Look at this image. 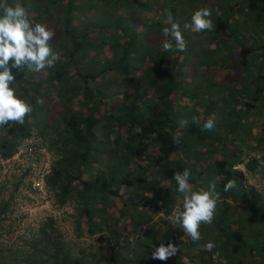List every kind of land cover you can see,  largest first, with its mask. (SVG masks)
<instances>
[{
    "label": "trees",
    "instance_id": "obj_1",
    "mask_svg": "<svg viewBox=\"0 0 264 264\" xmlns=\"http://www.w3.org/2000/svg\"><path fill=\"white\" fill-rule=\"evenodd\" d=\"M60 1L43 0L40 7L32 1L35 5V8L33 5L32 20L42 23L41 18L44 15L50 16L49 13L53 14L55 9L59 10ZM156 1L158 0H88L87 2L85 0H62L66 5L62 8L65 10L62 18L63 24L70 19L68 14L76 10L96 12L98 3L103 7L111 3L112 10L119 11L120 16L116 14L110 18L111 14L104 8L99 14V20H102H98L100 23H97V28L91 29L84 25L76 33L74 28L70 29L67 24L64 25L62 33L67 41L59 43L54 40L52 48L53 51L59 53L60 57L68 59L67 66L58 62L52 71L46 68L35 74L27 68L13 70L16 79L11 86L17 89L15 95L24 101L30 97L31 101L28 103L31 106L34 97L45 94L47 87L57 92L60 99L59 104L63 108L62 111H65L64 114L61 113L63 129L56 132L52 126L53 122L44 131L26 121L22 125L9 122L0 126V131H4L0 134V150L2 154L9 155L16 141L29 132L44 137L48 142L49 133L55 131L54 138L47 144L56 155V159L52 163L46 184L53 191L54 199L58 204L65 200L73 202L74 209L70 216V226L74 238L64 240L57 237L49 223L42 224L32 239L20 240L19 244L11 239L10 232H6L5 237L12 246L0 241V264H16L17 262L18 264H160V262L171 264V258L168 261H159L152 260L150 255L146 257L145 253L148 250L152 251V248L141 245L139 241L141 236H144L142 234H145L146 227H142L146 224L144 221L154 226V235L144 236V239H148L151 244L155 240L154 244L159 245L160 242L156 241L157 234L165 244L168 242L175 244L178 239H180L179 246H183L188 241L190 245L194 244L185 247L184 250L185 255L190 256L189 260L197 261L196 264L209 261L204 262L199 259L204 254L210 259L213 253L215 257L222 253L226 254V258L228 253L235 254L237 251L242 252V256L247 258V264H251L254 260V253L259 256L257 258L259 264H264V241L259 244L256 252H253L251 245L245 246V238L252 237L248 228L240 230L239 227H235L226 231L216 226V230H222L219 235L217 234L220 240L212 241L216 247L203 254L201 240L192 241L183 229L172 221L174 220L172 212L178 206V200L182 201V195L177 191L178 186L174 180V173L189 170V167L191 169L189 182L194 189L202 182L201 188L204 189H207L211 182H215L220 199H228L235 205L251 199L248 205L253 212L257 206L256 199L258 202L260 195L264 197V193L259 194L256 188L247 182L248 177L259 178L264 182V168L259 166L260 160H264V89L257 82L264 76L256 77L255 75L257 61L253 53L264 42V0H213L214 3L208 5L212 13L213 30L193 32L196 35L202 34L209 46H214V50L218 49L221 56L229 59V64H226L227 59H224L223 64L225 65L221 66L228 71L229 75L233 72L234 82H237L235 84L237 92L234 95L236 98L230 105L229 101H225L222 97L223 105L218 108L215 116L221 117L219 119L222 122L225 119L224 111L236 105L237 109L230 110L227 118L231 119V114L232 119H236L235 123L242 121L249 123L238 129V125H234L231 121L230 125H223L221 132L213 131L212 133L202 130L203 119L192 122L188 118H183L182 123L181 120L178 121V115L168 100V92L164 93L161 90L163 93L158 96L147 95L146 89L149 91L152 85L138 80L142 79L141 74L146 72L148 64L140 65L139 69H135L131 64L133 61L127 60L132 57L143 62L140 43L147 40L150 25V19L143 12L148 13L150 9H154L151 3ZM161 1L166 2L167 0ZM207 1L209 0H200L203 3ZM35 2L40 3L41 1L35 0ZM171 4L174 7V2ZM130 6L141 12L139 19L142 17L140 20L142 23L140 25L130 23L132 14H134ZM170 10L166 5L160 6L155 10L157 16L153 15L150 20L160 27L158 40L161 45L164 39L163 29L171 28L172 22H177L182 27V21L185 20L181 14L170 12ZM192 13L188 14L190 19ZM60 15L58 13V16ZM233 21L235 24L241 22L236 24V28L243 30L244 35L238 29L231 27ZM104 27L110 30L107 32L109 39L104 36V32L102 33L101 29ZM226 27L227 30H225ZM94 30H98L96 32L101 35V39H94V42H91L88 35ZM138 30L140 31L137 32ZM259 33H263V37H259L256 42L253 35H259ZM94 43H97L98 48L102 50L106 48L109 54L100 51L102 53L97 57L101 68L92 72L90 64L95 60L91 59L88 53ZM228 47H231L232 51H229ZM171 52L162 48L161 51L158 50L157 55L150 57L153 68L157 72H162L163 77L170 80H172L171 73L178 70V55L171 54ZM234 56L237 58L234 59ZM150 60L147 59V61ZM249 66L255 68L252 76L251 74L250 76H237L238 72L246 74L243 69H248ZM71 69L81 85H65L69 80L68 75ZM108 74L109 76H106ZM115 75L120 76L117 82L119 85L115 84L118 87L112 88L106 85L108 88H102L101 80L111 77V82H113ZM250 77L254 84L243 85ZM132 82L136 86L133 91L126 94L120 91L119 87H128ZM154 87L151 89L152 92ZM116 93L119 94L120 99L114 97ZM123 94L124 97H121ZM74 98H78L75 103L72 102ZM108 100L114 103L109 109L106 107ZM73 105L74 109L71 108ZM210 108H212L211 103H208L205 108L207 116L211 113ZM235 129L236 132H234ZM177 131L182 133V139L179 144H174L173 136ZM243 132L247 133L245 137L250 141L239 142L238 134H243ZM187 140L206 147L200 152V157L192 159L193 164L189 167L185 163L187 157L180 152ZM250 151H252L251 156H249ZM175 155L177 158L174 157ZM240 164L244 170L233 168L234 165ZM199 165L202 167L197 168ZM93 167H98L99 171L93 172ZM206 170L211 172L207 173ZM114 175L117 176L115 180ZM229 179L236 180L238 188L224 192L223 186ZM4 184L5 182L0 185V226L4 218L1 215L7 211L9 201L12 199ZM126 204H131L132 210L140 206L145 210H151L153 214L145 213L147 218L142 217L143 221H140L139 215L130 213V208L124 210ZM112 213L116 216L113 220ZM257 213L264 218L262 211L257 209ZM122 214L129 219L127 232L121 229L123 227L119 220ZM9 225L10 223L7 226ZM82 236L87 237L84 238L86 242L82 240L81 243ZM229 241L232 243L230 244ZM195 245L200 252H195L193 249L188 250ZM141 251L146 252L143 253L139 262H135L132 259L133 252L138 256ZM69 253L72 258L68 257ZM185 255L181 257L184 258ZM181 257L177 256L179 260L174 264H183ZM212 263L213 261L207 264Z\"/></svg>",
    "mask_w": 264,
    "mask_h": 264
},
{
    "label": "rangeland",
    "instance_id": "obj_2",
    "mask_svg": "<svg viewBox=\"0 0 264 264\" xmlns=\"http://www.w3.org/2000/svg\"><path fill=\"white\" fill-rule=\"evenodd\" d=\"M40 5L42 4L43 0H40L41 2H35V0H7V3L9 6H15L16 4H21L26 11L29 14L30 19L33 18L34 15V10H33V3ZM88 0H85V2H87ZM147 1V0H146ZM161 0H158L156 2L151 3L153 7H155L154 9H150L151 11L146 13L143 12V14L145 13V16L147 18H149L151 20L152 16H157V13L155 12V10H157L158 8H160V6H165L168 7L170 10V12L173 11V13H178L182 15V18H185V20L182 21V23L184 24L185 22H190V18L188 17V14L190 12H194L195 10H197L198 8H208V5L210 3H214L213 0H209L205 3L200 2V0H167L166 2H160ZM170 2V3H169ZM171 2H174V7L171 4ZM175 3H178V5H175ZM224 4H226L223 1ZM60 6H59V10L55 9L54 13L51 14L49 13L50 16H43L42 19V23L43 24H47L49 27L54 28L55 31L57 32L56 38L54 40H56L57 42L61 43L66 40V36L62 33V29L63 26L67 24L68 27H70V29L74 28L75 32L77 33L79 30H81L83 28L84 25H87L88 27H90L91 29L93 27L97 26V23H100L99 21V14L101 12V10H103L104 8L108 10L110 15V18H113L116 14L119 15V11L112 10V6L111 3L106 4V7L101 6V4L98 3V7H97V11L96 12H92V11H79L76 10L74 13L71 12L69 15V20L68 22H66V24L62 23V18H63V12L65 11L62 8H65V3L62 2V0L59 2ZM159 4V5H158ZM129 7V5L127 6ZM132 8V6H130ZM177 7V9L175 8ZM35 8V5H34ZM61 8V9H60ZM195 9V10H194ZM132 11H134V14L131 22L130 23H137V24H141L142 22H140L141 18L139 19V15L141 14V12L139 10H136L135 7H133L131 9ZM175 11V12H174ZM62 13V15L58 16ZM56 13V14H55ZM120 16V15H119ZM102 17V16H101ZM176 17V14H175ZM177 18V17H176ZM99 20V21H98ZM149 20V34L147 37V40L142 41L140 43V52L141 55L143 54V62L139 61V60H135L132 57L127 58L128 61H133L131 64L133 65V67L135 69H139L140 65H147L148 64V68L146 70V72L144 71L141 74L142 79H139L138 81L143 82L145 84H150L152 86H150V90L147 91L146 89V93L147 95H151V96H158L160 94H162L164 91V93L168 92L169 96H168V100L170 103H172V107L174 108V111L177 113L178 118L181 123L183 122V118H188L189 120H192V122L195 121H199L201 119L204 120V122L211 118L214 120L215 122V128L213 131L215 132H221V128L223 129L224 126L230 125L233 121L234 125H238V129L240 127V129L246 126V124H249L244 121H242L241 123H235L236 119H232V116L230 114V118L228 119L227 116L229 115V111L233 110V109H237L236 105L235 106H228V108L230 107V110L227 109L225 110V115H223V117L225 118L222 122L219 118H217L215 115L217 113L218 108L222 107L223 105V101H222V97H224L225 101H229L228 104L231 105L233 99H235L236 97H234L235 93L237 92L236 86L234 81L235 79L232 77L234 76V73L232 72V74L229 75L228 71H226L224 68H222V64L224 61V59H227V61L225 62L226 64H229V59L225 58L224 56H221L220 53L217 50H214V46L212 47V45L209 46V43L205 40L204 36L202 34L200 35H196L193 34V32H189V31H184L183 30V26L181 27V31L182 34L184 35L186 44H187V48L185 51H179L178 49H176L175 47V41L172 40V44H173V50L171 52V54H177L178 55V70L174 73H171L172 76V80L167 79L166 77H163V73L161 72H157L153 67V65H151L152 60H150V57L157 55L156 53H158V50L161 51L162 47H161V42L158 40L160 37H158L159 32H160V27L156 26L155 23H152ZM241 22H237L236 24H239ZM233 26H231L234 29H238L236 28V24L235 21L232 22ZM97 28V27H96ZM105 28V27H104ZM102 28V33L104 34V36H106L107 39V32L110 31L107 27L104 29ZM228 28L226 27L225 30H227ZM240 32H242V34L244 35V31L238 29ZM237 30V31H238ZM96 31L98 30H94V32H92L90 35H88L89 41L94 42V39L100 40L101 39V35H99V33H97ZM140 30H138L137 32H139ZM236 32V30H234ZM233 32V33H235ZM232 33V32H231ZM139 39V37H138ZM104 40L106 41V39L104 38ZM123 40V39H121ZM108 41V40H107ZM56 42V43H57ZM55 43V42H54ZM101 44V42L99 43ZM95 45V46H94ZM94 45L92 47H90L89 49V56L91 57V59H94V63H91V67L90 70L92 72L97 71L98 69L101 68V64L98 61V57L99 54H101L102 52L100 51H104L107 53L106 48L105 49H101L98 48L97 43H94ZM229 51H232L231 47H228ZM95 52V53H94ZM140 55V56H141ZM236 56H234L233 58H235ZM88 58L86 57V60ZM147 59H149L150 61H147ZM68 61L67 58L63 59V57H60V60L58 62H60V64L62 65H66V62ZM57 62V63H58ZM131 65V66H132ZM225 65V64H223ZM67 66V65H66ZM166 66L168 67V64H166ZM224 67V66H223ZM49 69V68H48ZM54 68L49 69V71H52ZM88 69V67H87ZM255 68L249 66L248 69L245 68L243 69V71L246 74H241L240 72H238L237 76H241V75H247L250 76L249 74H251V76L253 75V70ZM242 70V69H241ZM249 70L251 72H249ZM256 72H260V70H264V58L261 62H257V66H256ZM42 72V71H41ZM35 74V72L33 73ZM136 74H138V72H136ZM140 74V73H139ZM69 76V80H67L65 85L68 86H74V85H81V82L78 81L77 77H75V75L73 74V70H70V74ZM106 76H109L106 75ZM165 76V75H164ZM227 76V77H225ZM112 77V75H111ZM111 77L110 78H105L101 80L100 85L102 86V88H108L106 87V85H108L109 87H118L115 84L119 85L117 82L119 81L120 76L118 77L117 75L113 76V82H111ZM118 78V79H115ZM253 84L252 78L250 77L246 83L244 84ZM259 85H264V78L259 79L258 81ZM154 84V85H153ZM234 84V85H233ZM255 84H257V82L255 81ZM99 85V86H100ZM258 85V84H257ZM123 87V85H121ZM156 90H155V87ZM136 86L134 85V82H132V84L128 87H119L121 90L120 91H124V93H128L133 91V88H135ZM152 87H154V91L152 92ZM249 87V86H248ZM14 91L16 94L17 89L15 87ZM101 88V87H100ZM238 88V87H237ZM249 89V88H247ZM162 90V91H161ZM105 92H107L106 89H104ZM45 94H39L36 95L33 99V104H32V110L33 112L29 113L27 115V119L25 120L26 122H28V124L34 126L37 129H40L41 131H44L45 129L49 128V124L52 123V126H54V130H56V132L61 131L63 129V121H62V115L61 113L64 114L65 111H62L63 108L62 106L59 104L60 103V99L58 98L57 92H53V90L51 88H46V91L44 92ZM117 95L114 94V97L117 99H120L119 94L116 93ZM124 97V94L121 95V97ZM20 98V97H19ZM29 99V100H28ZM78 98H74L72 100V102L75 103V101ZM37 100H41L43 101V103H37ZM31 101L30 97H27L25 99V102H29ZM49 103V105H47ZM208 103H211V107L210 108V114H208L205 111V108L207 107ZM226 103V102H225ZM113 101L112 100H108V102L106 103V107L109 109L113 107ZM226 103V105H228ZM47 105V106H45ZM72 109H74V105L71 107ZM102 109V108H100ZM65 110V108H64ZM228 112V113H226ZM203 124V123H202ZM224 125V126H223ZM237 129V131H238ZM204 130V129H202ZM206 131V130H204ZM211 131V133L213 132ZM249 131V129H248ZM55 132V131H54ZM49 133V137H48V142L49 140L51 141L54 138L53 133ZM208 132V131H207ZM236 132V129L235 131ZM4 131L1 130L0 134H3ZM245 132H243V134L239 133V142L240 143H245L247 140L250 141V139L245 137ZM188 141V140H187ZM47 142V144H48ZM248 143V142H247ZM153 149L156 150V148L154 146H152ZM150 152V149H149ZM252 151H250L249 156H251ZM192 156V155H191ZM188 156L189 158H187V160H185L186 166L189 167V165H192L193 163V157ZM191 161V162H190ZM193 167V166H191ZM118 169V167H116ZM196 168V167H194ZM193 168V169H194ZM241 168V166H240ZM93 172L99 171L98 167H93L92 169ZM189 171H191L190 167H189ZM207 173H210L211 171L206 170ZM119 173V171H118ZM117 173V174H118ZM122 174H124V172H122ZM116 175V174H115ZM114 175V180L117 178V176ZM202 180V178H201ZM249 182L253 183V179L250 177L249 178ZM200 182L198 181V184ZM203 184V182H202ZM202 184L198 185L196 189H200ZM255 185H256V192H258L259 194L264 193V182L263 181H259L256 182L255 181ZM135 194V193H134ZM239 197V194H238ZM240 198V197H239ZM241 199V198H240ZM251 200V199H250ZM250 200L247 202L242 201L241 203H239L237 206L235 204H232L230 200L228 199H220L217 203V207L215 211H218V213H214V219L212 221L211 224H201L199 231L201 233V252L204 254L205 253V249L204 246L207 242L209 241H218L220 240L218 238V235L221 231L216 230V226L222 227L224 230L226 229H234L235 227H239L240 230H243V228H248V231L250 234H252L250 238H245L246 239V244L245 246L249 247L250 245L252 246V248L254 249L253 252H256L257 248L259 247V244L264 241V218L262 216H260L257 213V209L259 211L263 212L264 215V202H262V200H264L263 195L259 196V200L257 202V199L255 201V204L257 206H255L254 208V212L251 210V207L248 205V203L250 202ZM179 203L178 205L181 204V200H178ZM177 201V202H178ZM131 204H126V207H124V210H128L130 208ZM112 207V206H110ZM134 208V207H133ZM130 213L132 215H139L138 219L140 221H143L142 217H145V213L147 214H153L151 213V210H145L142 207H136L134 208V210H132V207L130 208ZM220 211H224V213L220 212ZM136 212V213H135ZM134 213V214H133ZM220 214V215H218ZM159 215V214H157ZM115 213L111 214V218L113 220V218H115ZM140 217V218H139ZM147 218V216L145 217ZM122 224L121 228L122 230H125V232H127V228L129 227V219L128 217L122 214V216H120V220H119ZM173 222H175L174 220H172ZM241 221V222H240ZM146 224L144 226H142L143 228L146 227L145 230V234H142L144 236H149V235H154L155 231H154V226H150L151 223H148L146 221H144ZM120 227H118V230H120ZM218 234V235H217ZM144 236H141V238L139 239L141 245L146 246V247H151L152 245H156L155 240L154 243L151 244L150 241H148V239H144ZM84 237L82 236L81 239V243L82 240L84 241ZM154 238V237H153ZM156 241L157 242H161L162 239L159 236V234L156 235ZM180 239H178L175 244H177V246L179 247L180 251L177 253L178 258L181 257V255H185L186 251L184 250V248L188 247L190 245V242H181V243H185L183 244V246H179V242ZM148 243V244H147ZM229 243L231 244L232 242L229 241ZM151 244V245H150ZM194 245V244H192ZM190 245V246H192ZM21 246V245H20ZM24 246V245H23ZM218 247V246H217ZM25 248V247H24ZM193 249L195 252H198L199 250L197 249V245H195V247L193 248H189L188 250ZM217 249V248H216ZM151 250H148V252L146 251H141V253L137 256V253L135 254V252H133V260H135V262H139L141 260V258L143 257V253H145L146 257L148 255L151 254L150 252ZM200 252V251H199ZM197 254V253H195ZM177 256L175 258H171L170 263L174 264V262H178V258ZM187 256V257H186ZM226 254H222L219 253V255H216L215 257V253L212 254V257L206 258L207 256L204 254V256L199 257V259L201 261L206 262L205 260H209L208 262L204 263H210L211 261H213L212 264H247V258H244L242 256V252L237 251L235 254L232 253H228V256L225 258ZM69 258H72L70 256V253L68 255ZM181 263L183 264H196L195 261L193 260H189L190 256L185 255V257H181ZM254 260L251 261V264H259L257 258H259V256H257L254 253ZM228 260V262H226ZM20 261V260H18ZM219 262V263H218ZM10 263V262H9ZM18 264V262L16 263ZM144 264V263H142ZM161 264V262H160ZM168 264V263H167ZM261 264V263H260Z\"/></svg>",
    "mask_w": 264,
    "mask_h": 264
},
{
    "label": "clouds",
    "instance_id": "obj_3",
    "mask_svg": "<svg viewBox=\"0 0 264 264\" xmlns=\"http://www.w3.org/2000/svg\"><path fill=\"white\" fill-rule=\"evenodd\" d=\"M209 8L195 10L190 22L183 24V30L200 33L211 31L214 28ZM164 39L162 48L172 51V40L179 51H185L187 44L181 31V25L177 22L171 23V28H164ZM56 38V31L47 24L34 22L30 19L26 9L20 4L9 6L7 0H0V126L9 122L23 124L25 117L32 112V106L15 95L11 86L16 77L14 69L27 68L34 72H41L46 68H54L60 60L58 52L53 51L52 43ZM37 103H43L37 100ZM215 122L207 119L203 129L213 131ZM182 133L177 131L173 136V143L179 144ZM259 166L264 168V160H260ZM190 171L175 172L174 180L177 191L182 195L181 204L172 212L175 223L191 238L199 241L201 233L200 225L211 224L220 193L217 191L216 183L211 182L207 189H194L190 184ZM238 188L236 180L229 179L223 186L224 192ZM215 243L209 241L205 244V251H212ZM150 258L152 260L168 261L177 255L179 247L173 242L167 244L161 241L159 245H152Z\"/></svg>",
    "mask_w": 264,
    "mask_h": 264
},
{
    "label": "built area",
    "instance_id": "obj_4",
    "mask_svg": "<svg viewBox=\"0 0 264 264\" xmlns=\"http://www.w3.org/2000/svg\"><path fill=\"white\" fill-rule=\"evenodd\" d=\"M55 159L46 139L34 132L16 141L9 155L0 150V185L5 182V189L12 197L7 211L1 215L4 218L0 241L10 247L12 244L5 237L6 232H10L11 239L19 244L20 240L32 239L45 223L50 224L57 237L64 240L74 238L70 226L73 202L65 200L58 204L46 184ZM233 168L240 166L234 165Z\"/></svg>",
    "mask_w": 264,
    "mask_h": 264
},
{
    "label": "crops",
    "instance_id": "obj_5",
    "mask_svg": "<svg viewBox=\"0 0 264 264\" xmlns=\"http://www.w3.org/2000/svg\"><path fill=\"white\" fill-rule=\"evenodd\" d=\"M254 30H257V28H253ZM253 36H255L253 39L256 41V42H258V38L259 37H263V33H259V35H257V34H254ZM254 53V56L256 57V61L257 62H261L262 60H263V58H264V42H263V44H262V46L261 47H258L257 49H255V51L253 52ZM261 72L260 73H258V72H255V75H256V77H259L260 75L261 76H264V72H262L263 70H260ZM264 78V77H263ZM258 80V79H257ZM258 82V81H257ZM254 84V83H253ZM261 88H263L264 89V85H262V87ZM206 149V147H201L200 145H198L197 143H192L191 142V140H188L187 142H186V144H185V147L180 151L181 153H183V155H185L187 158H189L188 156H191V157H200V152L201 151H204ZM176 155H177V157H178V154L176 153ZM176 155L174 156L175 158H177L176 157ZM200 166L201 165H199L197 168H200ZM239 166H241V169L242 170H244V167L240 164ZM202 167V166H201ZM197 168H196V170H197ZM249 178L250 177H248L247 178V182L250 184V185H252L253 186V188H255L256 187V185H255V181L256 182H259V181H263V180H261V179H253L254 181H253V183L251 182H249L250 180H249Z\"/></svg>",
    "mask_w": 264,
    "mask_h": 264
}]
</instances>
